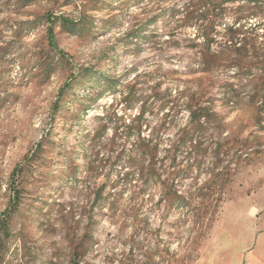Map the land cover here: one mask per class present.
Listing matches in <instances>:
<instances>
[{
	"label": "rangeland",
	"instance_id": "1",
	"mask_svg": "<svg viewBox=\"0 0 264 264\" xmlns=\"http://www.w3.org/2000/svg\"><path fill=\"white\" fill-rule=\"evenodd\" d=\"M186 3L0 0V264H264V15L207 71Z\"/></svg>",
	"mask_w": 264,
	"mask_h": 264
},
{
	"label": "trees",
	"instance_id": "2",
	"mask_svg": "<svg viewBox=\"0 0 264 264\" xmlns=\"http://www.w3.org/2000/svg\"><path fill=\"white\" fill-rule=\"evenodd\" d=\"M181 1V0H177ZM187 3L184 5L185 15H192V22L189 19H183L179 28L194 27L198 34L201 35L204 41V48L201 49V62L200 66L207 71H211L213 68L218 67L219 63L224 65L231 64L233 62H240V59L247 54V50L254 46V42L258 40V36L252 29H248V21L251 17H261L264 15V2L259 0H244V4L240 6V11L234 22L230 26L221 28V22L219 21L222 16L224 6L232 0H185ZM194 9L199 12H193ZM182 13V15H183ZM244 19V21H242ZM64 23V26H76V23H69L68 21L57 18ZM151 23V22H150ZM142 32V30H141ZM144 32L141 33V39H143ZM218 38H222L221 42H218ZM223 42V43H222ZM215 45V49L213 48ZM53 46V43H51ZM197 47V45L195 46ZM248 47V48H247ZM198 48V47H197ZM217 49V50H216ZM215 50V51H214ZM242 63V60L241 62ZM248 66V65H247ZM249 67V66H248ZM115 86V85H114ZM67 89H71L68 86ZM237 90L232 83L226 84L224 96L234 101L237 97ZM61 100V96L59 98ZM125 101L131 107L136 102V98L131 92L126 94ZM196 98L191 96L188 98V112L191 120L200 121L202 115L205 113L204 109L194 107ZM60 102L57 103V106ZM143 118V112L138 115V120ZM138 126V129H141ZM138 141L141 142V135H138ZM141 147L143 145L141 144ZM35 151L31 150L26 155L25 160L30 161L34 157ZM98 202V201H97Z\"/></svg>",
	"mask_w": 264,
	"mask_h": 264
}]
</instances>
